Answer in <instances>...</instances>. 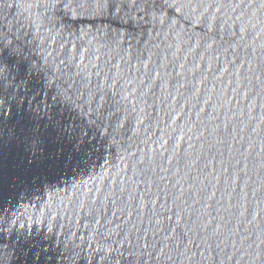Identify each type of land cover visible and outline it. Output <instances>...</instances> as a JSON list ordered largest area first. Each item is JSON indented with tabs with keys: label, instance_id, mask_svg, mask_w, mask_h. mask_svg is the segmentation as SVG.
Returning a JSON list of instances; mask_svg holds the SVG:
<instances>
[{
	"label": "water",
	"instance_id": "water-1",
	"mask_svg": "<svg viewBox=\"0 0 264 264\" xmlns=\"http://www.w3.org/2000/svg\"><path fill=\"white\" fill-rule=\"evenodd\" d=\"M0 34V264H264V0H0Z\"/></svg>",
	"mask_w": 264,
	"mask_h": 264
},
{
	"label": "snow or ice",
	"instance_id": "snow-or-ice-1",
	"mask_svg": "<svg viewBox=\"0 0 264 264\" xmlns=\"http://www.w3.org/2000/svg\"><path fill=\"white\" fill-rule=\"evenodd\" d=\"M6 40L7 37L4 34H0V94H2V90H3V81L4 79H6L4 73L6 70H8L6 69L5 66L11 65L14 60V55L19 53L18 49L12 47V42L8 41L7 43H5ZM32 71L39 73L43 71V69L33 64ZM49 84H51V81H49ZM58 95H59V91H58ZM64 99L66 103H73V104L75 103L74 101L71 100L70 96L65 95ZM2 104H3V100L0 99V105ZM2 110L3 109L0 108V111Z\"/></svg>",
	"mask_w": 264,
	"mask_h": 264
}]
</instances>
